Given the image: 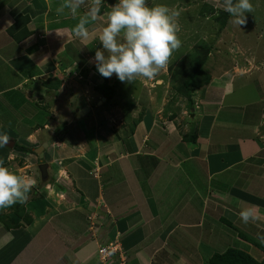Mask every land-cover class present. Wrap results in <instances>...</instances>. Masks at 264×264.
I'll use <instances>...</instances> for the list:
<instances>
[{
  "label": "rangeland",
  "instance_id": "1",
  "mask_svg": "<svg viewBox=\"0 0 264 264\" xmlns=\"http://www.w3.org/2000/svg\"><path fill=\"white\" fill-rule=\"evenodd\" d=\"M117 2L118 0H103L98 20L100 25L97 28L90 26L91 32L87 40L81 41L77 38L73 42L75 44H70L73 40V32L65 28L64 38H61L62 35L58 36L55 43L50 41L52 45L47 42L45 50L42 36L37 33V36L32 38L28 47L34 46L35 50L33 54L31 53L30 65L35 63L40 67L33 66L27 69L26 72L30 76L24 75L25 72L22 71L21 83L16 87L10 86L11 82L7 80L9 76H6L5 83L9 84L2 86V89H7L0 93L2 123L0 133H7L12 140H15L16 147L0 146V148L6 152L4 159L8 158V152L13 154L10 161H5L6 166L13 165L15 171L36 180L37 184L31 192L36 191V195H40L42 201L35 202L39 207L34 206L30 201L37 196L33 197L30 193L27 201L30 204L28 203L27 208L31 215H36L37 221L42 222L39 225L41 229L45 228V221L42 219L49 212L42 203L49 201L56 204L54 206L56 212L58 208L56 201L61 202L56 216L58 218L50 219L53 223L50 222L47 230L43 231L44 235L53 229L50 239L45 235L38 241L39 244L48 247L52 257L66 253L71 256L70 241L75 250L77 249L75 245L78 243H88L92 235L96 234L88 232L89 227L95 228L103 224L101 219L109 212L104 207H99L100 221L91 222L96 218L93 211L95 217H88L90 223L83 222L84 217L81 212L77 214L76 211H69L70 206L75 204L62 202L63 199L75 197L78 203L82 196L85 201H91L90 196L99 193L107 195L106 200L109 198L116 200L119 197L117 200H122L123 206L137 208L140 204L139 207L149 212L151 216L149 221L152 223L146 225L149 229L166 226V230L162 228L163 233L152 237H147L150 233L144 231L145 238H143V240L147 238V241L143 242L144 247L150 245L152 241L159 242L160 236L166 238L167 248L165 249L166 245L163 243L162 249L156 253L153 260V264H166L164 260L166 254L169 255L167 250L171 245L174 249L180 245L184 246V242L182 244L177 235L182 232L181 229L170 226L172 217L177 225L183 221L200 220L204 215L203 211L207 208L201 198H211L206 196L204 191L208 186V179H203L202 183L197 180L199 171L193 166L196 165L193 157L189 156V159L193 160H188L187 164L177 170L179 165L183 164L177 163L178 158L188 153V146L189 152L197 156L202 155L206 146L208 151L214 148L215 140H224L221 146H225V149L232 147V144H240L241 138L249 137L247 139L253 140L251 144L256 147L251 151L253 154L255 150L264 148V0H251L255 11L247 13V23L241 28L230 24V18L226 26H223L226 12L222 10V0H148L149 5L165 4L180 12L179 38L182 46L174 51L170 62L157 77L151 80L138 78L133 83L121 82L115 74L111 78H104L95 68L93 61L96 50L103 47L98 36L106 26L108 12ZM60 27L64 26L60 25ZM64 40H67L64 45L57 43ZM203 46H211L207 56L205 50L201 49L204 48ZM54 48L57 49L56 52ZM40 49H43L44 54L40 53ZM197 59H204L203 66L210 72L211 80L204 87L194 90L192 99L190 98L191 103L189 97L177 93L176 86L179 81L175 78H173L175 81L172 80L171 68L175 71L179 70V76L182 63L187 64ZM56 77L62 78L58 89L47 88L43 84L44 81ZM13 80H17L16 77ZM115 82L117 84L115 96L110 100H102L101 88ZM85 106H90L91 110L86 112L73 127L61 132L60 130L74 119L76 108ZM212 113H215L216 117L211 116ZM208 121L214 123L212 138L209 133L204 132L210 126L208 125V128L205 126ZM226 122L232 123L231 127L222 128L221 124ZM171 131L175 132V135H166ZM147 132L151 140L143 143L141 136L146 138ZM192 134H197L199 139L195 142L188 141L186 137ZM54 136H57V140L46 148L45 157H40L36 148L44 142L43 139L50 140ZM96 139L99 142L96 143L94 141ZM84 142L85 147H89L85 155L83 151L85 148L81 146ZM174 142L180 145L182 151L178 149L176 152ZM94 143L97 144L98 150L105 151L104 158L106 155L115 157L121 153L126 156L115 162L111 157L109 161L104 159L110 164L100 170L101 165L97 164L94 167L92 163L96 159L93 158L95 153L97 154ZM148 152H153V155ZM175 155L178 158H175ZM61 156L69 160L64 158L63 162ZM78 158L83 160L85 158V164L79 165ZM41 162L50 164L47 179L42 178L39 168ZM126 165L132 171L127 175L122 171ZM261 171H264V167ZM243 174L242 168L239 167L230 179L237 181L236 185H240ZM212 175L220 177L217 178L219 183L227 179L226 173L219 172ZM77 176L82 180V184L79 181L77 183V186L83 189L81 190L83 193L80 191V194L73 182ZM192 180L197 190L190 187ZM258 184L263 185L261 182ZM65 187L66 192L63 191ZM193 195L197 196L196 200L191 199ZM255 197L263 202V191ZM255 197L254 199L257 200ZM148 198L154 204L163 203L159 207L155 204L154 214L157 216H154L153 211L147 207L145 200ZM91 202L88 203L89 209L94 206V201ZM65 205L68 207H62ZM117 207L122 209V206L117 205ZM194 208H197V212L193 214ZM212 208L214 209V206L208 207L209 213L214 212ZM253 208H261V206ZM262 213L264 214V211ZM168 215L170 217H167ZM40 216H43L42 219ZM261 219L260 221L264 223L263 216ZM209 221L203 220L201 228L186 235L206 238L209 244L211 242L208 239L213 238L217 244L209 246L214 247V250L223 248L226 243L236 242L235 238L238 237L221 235L218 226ZM73 223L75 226L71 225ZM85 223L87 225L83 228ZM23 224L30 226L25 221ZM211 228L216 230L212 233ZM167 231H172L173 234L166 237ZM196 232H199V236ZM121 234H116L113 240L118 239L121 242ZM139 234L142 235L143 232ZM261 239L264 241V237ZM187 241L194 243L196 240L188 238ZM203 241L205 243V240ZM103 242L99 240L91 245L93 249L97 247V262L113 264L116 262L115 259L114 262H109L108 257L103 258V253L100 252L104 247ZM210 247L202 245V253ZM93 251L91 250V257H95ZM121 259L123 258L117 259L119 264Z\"/></svg>",
  "mask_w": 264,
  "mask_h": 264
},
{
  "label": "crops",
  "instance_id": "2",
  "mask_svg": "<svg viewBox=\"0 0 264 264\" xmlns=\"http://www.w3.org/2000/svg\"><path fill=\"white\" fill-rule=\"evenodd\" d=\"M61 2L62 0H0V93L7 89V88L2 89V86H4L5 84H9V83H5L6 76H9L7 80L11 82L10 86L13 85L16 87L19 83H21L22 80L21 78L23 76H21L20 74L22 73V71L25 72L24 75L30 76L29 73L26 72L27 69L32 68L33 66L40 67L35 63L30 65L31 62L30 57L32 56L31 53L33 54V50H35V48L34 46L32 47L34 49L28 47L31 44L30 42L32 38L34 36H37V33L38 35L43 37L42 39L44 40V42L42 45H44V49L46 50L47 42L50 44H51L50 41L55 43L56 38L58 36L59 37L61 36V35H57L56 31L63 33L61 38H64L65 28L71 29V31L73 30V27L77 23V20H74L70 14L66 13L64 15H57L56 13V9ZM81 11L83 12V9ZM19 14L29 15L31 21L27 24V26L30 30L33 31V33L29 37L21 41L15 40L8 32V28L11 27L16 22V17ZM60 25H63L64 27H60ZM99 25L100 24L97 21L93 24V27L97 28ZM42 27L44 29H42ZM61 30H63V32H61ZM76 39L77 37H75V35L73 34V40L71 41L70 44H75L73 42ZM66 42L67 40H64L63 42L57 41L59 45H64ZM77 42L78 41H76V43ZM41 46L40 48H42ZM53 50L55 52L57 51L56 48H54ZM43 52L44 51L42 49L40 53ZM15 77L17 80H13L15 79ZM46 87L52 88L49 86ZM213 115L214 117H216L215 113H212L211 116ZM230 124L232 125V123L226 122L225 124L224 123L221 124L222 125L221 127L222 128L231 127ZM1 125L2 123L0 122V126ZM208 125H210L209 128ZM205 126L208 128V130L205 129V131L204 130L203 131L205 133H209L210 138H212L214 135V131H213L214 123L211 122L209 123L208 121V124H205ZM242 130H244V127H242ZM148 132L146 138H143V135L141 136L143 143H148L151 140V138L148 136ZM171 132L166 133V135L167 134H169V136L175 135V132L172 133ZM133 136L136 137L135 135ZM247 138L249 137L241 138L242 140L240 144L238 145L232 144L231 145L232 147H228L225 149H224L225 146L224 147L221 146L223 142H225L224 140L223 141L215 140L216 143L214 144L215 145L214 148L208 151L207 150L208 146H206L205 147L206 150L202 152V155H197V156L196 155L194 156L193 153L189 152L190 147L188 146L187 149L188 156H186L187 154L185 152L184 155L185 154L186 155L180 156V158H178L177 155L174 156L175 158H178L177 163L180 164L183 163L182 165H179L180 167L177 168V170H179L183 165L187 164L188 160L191 161L193 160V159H189L190 158L189 156L194 158V162L196 161L195 162L196 165L193 166L197 168L199 171V176L197 180H199L200 183H202L203 179H208L209 181L208 186L204 188V191H205V195L211 198L210 199L201 198L202 202H205L207 208L203 211L204 215L201 216L200 220L183 221L182 223H180V225H177L176 224L177 222L172 217L170 226L174 228L178 227V229H181L180 231L182 232L177 231L179 232V234L177 235H179V239H180L179 241L182 244L184 242V246L182 247L180 245L179 247L181 248L177 247L176 249H174L173 246L171 245V247L167 250L169 255L166 254V259L164 260L165 262H167L166 264H211L209 260L212 257V255L215 253V251H218V249H220V251H224L226 249L229 243H226V245L223 248L219 247L218 249L216 248L214 250V247L213 248L210 247L217 244L214 242V239L209 238L208 240L211 242L209 244L207 243L206 238H202L199 236V232H196V234L199 236L198 238L194 237L192 234H191L192 236L186 235L189 232H194L195 230L201 228L203 226L202 223L203 220L205 222L206 220L209 221V219L212 218L211 221L209 222L213 225L218 226V230H220L221 235L223 233H226L229 236L235 234L238 238H240L238 236V231L235 230L236 228L233 227L232 229V227H230L229 225H227V223L223 221L222 218L226 217V219H229L235 226L238 227L239 230L241 229L243 232H250L258 236L259 238L264 237V223L260 221L262 220L261 219L262 216L264 217V214L262 213L264 211V201L260 202V200H258V198L255 197L258 193H261L262 191L264 194V171L263 172L261 171L262 168L264 167V148L263 149L261 148L259 151L255 150L253 154V152L251 151H253L252 149H256V147L252 146L251 144L253 140ZM43 141L45 142L47 141V139H43ZM94 141H96V143L99 142L98 139ZM96 143H94L95 144L94 150L97 151V154L95 153L93 158L96 159L95 161H92V163H94V167L97 164L101 165L100 170H103L108 167V165L110 164V162L108 163L109 159L113 158L115 162L116 160L118 161L120 159L125 158L126 156L121 153L119 156L112 157L110 155H106L105 156L106 158H104L103 153H105V151L98 150ZM173 144H175L173 145L175 146L174 148L177 149L176 152H178V149L182 151L178 143L174 142ZM85 145H86L85 142L81 144L82 148L83 149L85 148L83 150L84 155L86 150L89 148V147H85ZM151 149L152 148H150V150ZM148 153L150 155H153L152 154L153 152L152 153L148 152ZM12 155L13 154L8 152V158L4 159L6 156V152L2 148H0V160H3L4 163H6L7 160L10 161V158L13 157ZM64 158L66 159V157H62L61 159L63 160ZM65 159L63 160V162L65 161ZM104 159H108V161ZM162 159L165 160L164 157H162ZM77 160L79 161L78 162L79 165L80 163L85 164L84 163L85 158L84 160L82 158L81 159L78 158ZM199 164L200 166H198ZM239 167L242 168V173L244 172L243 174L244 177L240 180L239 183L240 185H236L235 183H237V181H233L230 178L231 176L233 177V173ZM10 168L16 170L13 167V165L10 166ZM84 169L85 171H87L86 167H84ZM230 170H233V172H230ZM122 171L125 175H127L128 173H132L128 165H126L122 169ZM219 172L226 173L227 175V179L221 183H219V180L217 182V178L219 179L220 177L212 175V174H218ZM100 176L101 175H99V177ZM73 180L72 181L74 182V186H77L78 181L82 184V180L78 176L75 177ZM259 182H261L263 185L262 186L259 185L258 184ZM190 187H193L196 190L198 189L196 185L193 183V180L192 183L190 184ZM77 188H78V193L80 194V191L83 189L78 186ZM63 191L66 192V187L63 189ZM235 192H237V194ZM81 193L83 192L81 191ZM106 196L107 195H103L99 193L91 195L90 196L91 201L92 202L94 201L93 202L94 206L91 207L93 209L91 208L89 209L88 207V203L91 201H85L84 200L85 198H83L82 196L81 199L79 197L80 200L78 201V203L76 202L75 197H71V198L65 197L66 200L64 199L63 201L61 200L62 202H71L72 204H75L74 206L73 205L70 206L69 211L72 212L76 211L77 214L81 212V215L84 217L83 222H87V223L89 222L88 217L93 216V211L95 212L94 215H96V218L91 220V222L96 223V221H100L101 215L98 214L99 207H104L105 210L109 211L101 219L104 222L103 224H99L97 225L98 227L95 228L94 226L89 227L90 229H88V232H93L96 234L92 235V238H90L89 241H87L88 243H78L77 245H75L77 246V249L75 250L73 248V245H71L72 244L71 241L69 242V249L72 254L71 256H68V253H66L52 257L51 254L48 252V247L41 245L38 242L42 240L45 235L49 236L50 239V235L52 234L51 231H53V229L44 235H43V231L47 230V227L50 222L53 223L51 221L52 218L53 219L58 218L56 216H58L57 212L61 206V204H59L61 203L59 202V200L56 201V203H58L57 204L58 208L56 209V212L54 210V206L56 204L50 203L49 201L45 203L43 201L44 203L42 204H44L46 210L49 209L48 210L49 212L45 214L44 219H42L43 216L42 217L40 216L41 219L45 221L44 229L43 228L41 229V227L39 226L42 222L40 220L37 221V218L35 217L36 215L35 216L32 215L34 219L30 223H28V225H30L29 227H27L24 224H20L15 226L13 225L11 228H8L5 222L11 216L12 219L8 221L14 220L15 224H19L21 221V219H19L13 213V207L16 204L10 208H7L6 210H0V216L5 217V220L0 219V264H45V263L46 264H99L96 258V256H98L97 255L98 252L96 249L97 247L96 248L94 247L93 249L91 248V245L95 244L96 242H99V240L100 241L102 240L104 241L103 242L104 244H107L110 241H112L116 236V234L118 233H122L121 241L124 248V253L127 257V264H153V260L156 256V253L160 252V249H162V246L164 244L166 245L165 247L166 249L168 242L166 241V238H161L160 236L161 240L159 242L152 241L150 245L144 247L143 242L145 240L147 241V238L143 240V238H145L144 231L145 232L149 231L150 234L147 237H152L155 234L160 235L161 232L163 233L162 228H165L166 226H163L159 229H152V228L149 229L148 227H146V225L152 223L151 221H149V218L151 216L149 212L145 211L142 207H139L140 204L137 205V208H135L134 206L127 207L126 205L123 206L122 200H117L119 197H117L116 200L111 198L106 200ZM254 197L257 200H255ZM196 198L197 196L196 197L194 196L191 199L196 200ZM191 199H189L190 202ZM145 203L147 207L151 211H153V214L155 213V209H156L155 204L158 205V207L163 204L159 202H158L159 204L157 202L154 204L151 202L150 198L146 199ZM117 205L122 206V209L118 208ZM170 205L172 204H169V206ZM210 206L211 207L214 206V209L212 208V210L214 211L213 213H209L208 207ZM255 206H261V208H255L257 215L261 218H259L255 223H251V222L248 224L243 223L239 217L240 210L242 208L255 207ZM62 207L67 208L68 206L65 205ZM194 209L195 210H193V214L197 212V208ZM154 216H157V214H154ZM167 217L170 216L168 215ZM162 223H164V221ZM71 225L75 226V223ZM86 225L87 224L85 223L83 228H85ZM73 228L75 229V227ZM211 230L213 233L216 229L211 228ZM98 232H99V237H97ZM140 232H143V234L142 235L139 234ZM174 233L176 232L174 231ZM171 234H173L172 231H167L166 237L171 236ZM188 238H193L196 241L194 243L188 242L187 241ZM203 240H205V243ZM243 242L244 244L242 247L248 250L254 257H256L259 260H261L264 257L263 254L264 252L261 249H259L250 242L242 241V243ZM202 245H206L210 247L208 249L207 248L205 249V251L207 250L206 251L207 253L206 252L202 253L203 252L201 250ZM193 248L197 249V251H195V249ZM91 250H94L93 252H95L94 254L95 257H91Z\"/></svg>",
  "mask_w": 264,
  "mask_h": 264
},
{
  "label": "clouds",
  "instance_id": "3",
  "mask_svg": "<svg viewBox=\"0 0 264 264\" xmlns=\"http://www.w3.org/2000/svg\"><path fill=\"white\" fill-rule=\"evenodd\" d=\"M103 0H62L56 9L57 15L70 14L77 23L73 34L81 41L90 36V26L100 18ZM222 10L237 27L247 23V13H254L251 0H222ZM83 9V12L81 11ZM180 12L165 4L149 5L148 0H118L108 12L106 26L98 36L102 48L95 52L93 61L104 78L113 74L121 82L133 83L138 78L154 79L166 68L174 51L182 46L179 38ZM57 35H62L56 31ZM105 97V96H103ZM7 133H0V146L10 142ZM34 178L20 174L0 160V210H6L17 203L25 204L31 190L36 186ZM240 220L255 223L260 217L253 207L242 208ZM109 262L127 264L122 241ZM110 243L104 244V247Z\"/></svg>",
  "mask_w": 264,
  "mask_h": 264
},
{
  "label": "trees",
  "instance_id": "4",
  "mask_svg": "<svg viewBox=\"0 0 264 264\" xmlns=\"http://www.w3.org/2000/svg\"><path fill=\"white\" fill-rule=\"evenodd\" d=\"M226 17V18H225ZM225 21L223 22V26H226L228 19L230 18L229 15L225 14ZM31 21L29 15L19 14L16 17V22L8 28V32L11 34V36L17 40L21 41L27 37H29L33 31L30 30L27 26V24ZM205 50V56L209 54L211 51V46L205 47L203 46ZM185 63V62H184ZM182 63L181 65V74L178 76L179 70L175 71L174 68H171V74H172V80L175 81L173 78L179 81V84L176 86L177 93L181 95H185L189 97L190 102L192 103V93H194L195 89L202 88L206 84L210 83L211 80V74L209 71H207L203 64L205 63L204 59H197L194 62L189 61V63ZM96 68V66H95ZM178 76V77H177ZM62 83L61 77H56L55 79H48L44 81L45 86H49L52 88H59ZM109 86H106L105 88H101L102 96L106 97V100L112 99L115 94L117 93L116 88V82L111 84H107ZM191 98V99H190ZM188 141L195 142L199 137L197 134H192L186 137ZM16 147V144H15ZM32 196L35 197L36 191L32 193ZM39 198V199H38ZM42 197L39 195L34 200L32 199L30 203L32 202L34 206H38V203L35 204L36 201H42L40 200ZM29 202H26L25 204L17 203L13 207V213L16 215L19 219H21L19 224H15L14 220L8 221L12 219V216L6 220L5 224L8 228H11L13 225H20L23 224L24 221L28 225L33 220L32 215L28 211L27 205ZM29 203V204H30ZM0 219L5 220V217L0 216ZM227 225L230 227H235L234 229L238 231V236L240 238H235L236 243L228 244L226 249L224 251H215V253L210 258L209 262L211 264H264V257L259 260L256 257H254L248 250H246L243 246L244 242H250L259 249H261L264 252V241L261 240L258 236L250 233V232H243L241 229L239 230L237 226H235L229 219H226V217L222 218ZM233 233V232H232ZM221 234V233H220ZM234 234V233H233ZM227 235L226 233L222 234ZM229 236V235H227ZM234 237H237L235 234L232 235ZM222 238V237H220Z\"/></svg>",
  "mask_w": 264,
  "mask_h": 264
},
{
  "label": "water",
  "instance_id": "5",
  "mask_svg": "<svg viewBox=\"0 0 264 264\" xmlns=\"http://www.w3.org/2000/svg\"><path fill=\"white\" fill-rule=\"evenodd\" d=\"M102 100H106V97H102ZM90 110H91L90 106H85L83 108H77L75 117L72 120V122L68 123L60 131L63 132V131H66L68 128L73 127L78 122V120L82 119L83 116L85 115V113L90 111ZM55 140H57V136H54V138L43 142L40 146H38L36 148V152L39 153L40 157H42V158L45 157L46 148H48L50 145H52L53 142H55ZM15 144H16L15 140L10 139V142L7 144V146L13 148L15 146ZM39 168H40V171H41V174H42V178L43 179H47L49 177V172H48L49 163L48 162H41L39 164Z\"/></svg>",
  "mask_w": 264,
  "mask_h": 264
},
{
  "label": "built area",
  "instance_id": "6",
  "mask_svg": "<svg viewBox=\"0 0 264 264\" xmlns=\"http://www.w3.org/2000/svg\"><path fill=\"white\" fill-rule=\"evenodd\" d=\"M119 244L110 243L108 246L100 249V252L103 253V258L111 257L114 253L117 252Z\"/></svg>",
  "mask_w": 264,
  "mask_h": 264
},
{
  "label": "flooded vegetation",
  "instance_id": "7",
  "mask_svg": "<svg viewBox=\"0 0 264 264\" xmlns=\"http://www.w3.org/2000/svg\"><path fill=\"white\" fill-rule=\"evenodd\" d=\"M77 109V108H76ZM49 166H50V164H49Z\"/></svg>",
  "mask_w": 264,
  "mask_h": 264
}]
</instances>
